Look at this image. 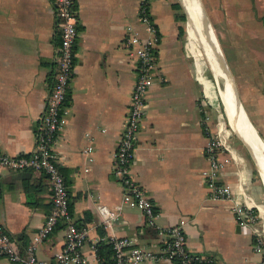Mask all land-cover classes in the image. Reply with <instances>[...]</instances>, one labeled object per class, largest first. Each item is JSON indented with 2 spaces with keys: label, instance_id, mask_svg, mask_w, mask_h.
<instances>
[{
  "label": "crops",
  "instance_id": "obj_1",
  "mask_svg": "<svg viewBox=\"0 0 264 264\" xmlns=\"http://www.w3.org/2000/svg\"><path fill=\"white\" fill-rule=\"evenodd\" d=\"M73 1L77 21L72 75L63 102L64 122L53 145L71 222L86 228L91 242L126 236L138 246L157 250L166 240L164 231L182 221L186 249L211 259L202 264H260L261 258L252 251V235L264 238L262 177L241 137L232 132L218 86L215 96L212 85L218 71L192 27L194 37L186 32L184 20L176 18L183 14L174 8V0L149 3L158 36L154 79L145 93L129 167L132 180L158 215L154 225L147 226L138 209L122 205L116 218L103 224L96 206L111 209L121 200L111 155L135 80L136 60L123 40L128 27L141 37L147 33L137 22L138 0ZM224 10L235 13L213 26L217 47L236 99L264 146V0H233ZM58 45L52 0H0V151L7 155L29 154L34 148V129L54 81ZM243 124L239 118V133L246 137ZM217 131L223 141L217 152V183L227 185L234 196L243 195L253 207L258 220L250 228L235 221L228 201L209 197L200 175L208 167L204 145ZM86 148L90 152H83ZM49 194V181L40 171H0V226L20 251L32 242L49 212ZM63 227L59 221L34 244L36 257L54 264ZM82 252L86 264H100L87 241ZM0 264L17 263L0 257Z\"/></svg>",
  "mask_w": 264,
  "mask_h": 264
},
{
  "label": "built area",
  "instance_id": "obj_2",
  "mask_svg": "<svg viewBox=\"0 0 264 264\" xmlns=\"http://www.w3.org/2000/svg\"><path fill=\"white\" fill-rule=\"evenodd\" d=\"M150 1L138 0L136 12L137 22L143 27L147 36L141 37L137 31L128 27L123 40L124 48L136 60L135 80L130 91L128 112L111 155L112 172L122 187L120 204L111 209L104 205L96 206L97 215L106 225H108L109 220L116 218L122 205L138 209L147 226H153L158 215L142 188L132 180L129 174V167L134 157L133 143L144 113L145 93L154 79L153 50L158 36L149 18ZM52 3L59 35L56 71L53 84L44 99L42 112L37 118L33 134L34 148L29 154L15 156L0 151V171L2 169L40 171L46 175L50 186L49 212L33 234L32 242L23 251L12 244L0 226V257L17 264H48L36 257L34 244L45 239L55 229L59 221H63L64 224L63 243L53 256L54 264H86L88 258L82 252V247L86 241L89 243L90 252L98 261L96 243L99 240L96 242L89 241L88 230L84 227H76L71 222L67 209L66 185L55 163L53 145L64 122L63 102L72 75L77 18L73 0H52ZM220 148H223L220 131L211 133L203 148L208 167L201 170L200 175L206 182L209 197L214 200L224 199L228 201L235 221L239 225L250 228L258 220V215L253 207L248 204L243 195L234 196L227 185L217 183L220 169L217 152ZM83 152H90V148L84 149ZM164 234L166 240L163 246L157 250L138 246L133 239L126 236L112 237L104 239V241L109 244L113 264H196L211 262L210 258L189 252L186 249L182 221L168 227ZM252 236V251L262 259L260 264H264V239L257 234Z\"/></svg>",
  "mask_w": 264,
  "mask_h": 264
},
{
  "label": "bare ground",
  "instance_id": "obj_3",
  "mask_svg": "<svg viewBox=\"0 0 264 264\" xmlns=\"http://www.w3.org/2000/svg\"><path fill=\"white\" fill-rule=\"evenodd\" d=\"M184 6L186 17L190 22V25L197 36V38L202 42L205 48V52L210 57V61L215 66V72L221 71L224 76V85L222 87V92L224 94V99L226 102L227 117L229 119L230 127L232 132H236V135H239L244 142V144L249 149L251 156L255 162V166L262 177L264 184V146L261 145L260 139L257 138L255 132L253 131L250 123L248 122L245 113H243L242 108L240 107L235 93H234V84L232 78L227 71V68L224 64V61L219 53V49L214 40L213 33L211 28L206 21L199 13L197 8L193 5L190 0H179ZM202 8V7H201ZM204 39L206 42H204ZM209 61V62H210ZM214 71V70H213ZM239 118L244 121V124L247 126L245 131L246 137H242L239 133ZM243 124V126H244ZM243 134V133H242Z\"/></svg>",
  "mask_w": 264,
  "mask_h": 264
},
{
  "label": "rangeland",
  "instance_id": "obj_4",
  "mask_svg": "<svg viewBox=\"0 0 264 264\" xmlns=\"http://www.w3.org/2000/svg\"><path fill=\"white\" fill-rule=\"evenodd\" d=\"M175 2H177V4H179V7H180V11H181V13L183 14V16H184V24H185V29L187 30L186 32H188V33H190V35L191 36H193L194 37V34H193V32H192V29H191V26H190V23H189V20H188V17L186 18V16H185V10H184V6H182V4H181V2L179 1V0H174ZM192 3H193V5L197 8V10L199 11V13L202 15V17L206 20V18H207V20L206 21H208V23H209V26H210V28H211V30H212V33H213V36H214V38L216 37L215 35V31H214V28H213V26L214 25H217V23L218 22H223L224 21V19H228V18H232V14H234L235 12L234 11H230V12H227V11H225L224 9H225V7H226V5L228 4V3H232L233 2V0H190ZM197 5L200 7V9L202 10L203 9V11H204V14H205V16H206V18L204 17V15L202 14V12L199 10V8L197 7ZM225 6V7H224ZM202 7V8H201ZM188 33L186 34V35H188ZM189 41H190V43H191V45H192V48L194 49V52L195 53H197L199 56H200V58H202L203 60H205V62H206V59H205V57L200 53V52H198V48H197V46L195 45V43H194V41L191 39V38H187ZM205 41V40H204ZM222 51H223V54H224V57H227V55H228V52H227V50L224 48V47H222ZM225 60H226V58H225ZM226 62H227V60H226ZM229 65V70H230V72L234 75V73H235V69L230 65V64H228ZM211 72H212V69H211ZM219 72L221 73V71H218V74H217V76H215L214 74H213V72H212V75H214V78H215V83H216V85H214L213 83V88H214V91H215V96L218 98V96H217V86H218V89L220 88V90H221V93H222V87H223V85H224V83L222 82V76H221V74H219ZM219 75V76H218ZM218 80V81H217ZM234 80L235 81H237V79L235 78V76H234ZM216 86V87H215ZM218 95H219V92H218ZM220 99H223L222 97V95L220 94ZM222 106V105H221ZM223 113H225V111L223 112ZM227 126V125H226ZM227 129L229 130V132H231L230 131V129H229V127L227 126ZM264 239V238H263ZM262 260V259H261Z\"/></svg>",
  "mask_w": 264,
  "mask_h": 264
},
{
  "label": "trees",
  "instance_id": "obj_5",
  "mask_svg": "<svg viewBox=\"0 0 264 264\" xmlns=\"http://www.w3.org/2000/svg\"><path fill=\"white\" fill-rule=\"evenodd\" d=\"M173 6L175 9L180 10V7L177 3H175ZM176 18L180 20L184 19L182 15L176 16ZM96 255L100 264H113V261L111 260V250L109 244L106 243V241L99 240L96 243ZM196 264H202V263H196Z\"/></svg>",
  "mask_w": 264,
  "mask_h": 264
},
{
  "label": "water",
  "instance_id": "obj_6",
  "mask_svg": "<svg viewBox=\"0 0 264 264\" xmlns=\"http://www.w3.org/2000/svg\"><path fill=\"white\" fill-rule=\"evenodd\" d=\"M214 37V36H213ZM214 40H215V38H214ZM216 41V40H215ZM216 45H217V43H216ZM234 93H235V88H234ZM235 96H236V94H235ZM240 139V138H239ZM241 140V139H240ZM247 147V146H246ZM248 149V148H247ZM249 150V149H248ZM250 152V151H249Z\"/></svg>",
  "mask_w": 264,
  "mask_h": 264
}]
</instances>
